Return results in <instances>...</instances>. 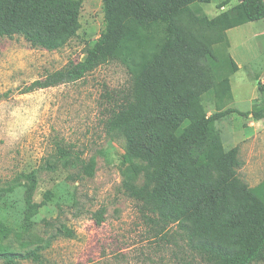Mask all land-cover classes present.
<instances>
[{
    "label": "trees",
    "instance_id": "1",
    "mask_svg": "<svg viewBox=\"0 0 264 264\" xmlns=\"http://www.w3.org/2000/svg\"><path fill=\"white\" fill-rule=\"evenodd\" d=\"M104 29L77 63L31 83L28 91L74 83L98 67L119 62L131 76L124 99L109 111L105 129L122 138L123 161L133 175L144 174L131 197L155 216L159 227L175 228L196 264L264 262V183L251 190L236 175L237 148L225 150L215 124L228 114L264 122V82L258 83L251 109H224L206 115L202 97L221 101L227 79L218 72L237 65L219 58L218 46L228 30L264 20V0H224L233 7L214 18L192 8L211 0H100ZM82 0H0V38L22 37L32 48L55 51L80 29ZM58 158L81 159L67 149ZM46 170L53 169L45 165ZM26 195L34 189L33 173L24 176ZM36 205L27 204L20 231L0 225V264H42L35 246L13 252L4 240L12 236L23 246ZM100 212L93 214L101 223ZM65 233L62 227L56 230ZM22 241V242H21Z\"/></svg>",
    "mask_w": 264,
    "mask_h": 264
},
{
    "label": "rangeland",
    "instance_id": "2",
    "mask_svg": "<svg viewBox=\"0 0 264 264\" xmlns=\"http://www.w3.org/2000/svg\"><path fill=\"white\" fill-rule=\"evenodd\" d=\"M223 1L192 8L211 19L234 5L218 9ZM79 23L75 37L55 51L32 48L20 36L0 38V225L20 231L27 204L36 205L27 245L12 234L3 244L22 253L49 242L40 252L42 264H196L175 228L159 227L130 196L129 188L144 186V174L131 173L122 138L105 129L109 111L130 90L126 69L111 61L77 82L28 91L34 81L80 62L98 41L104 29L100 0H82ZM225 37L218 57H231L237 69L218 72L228 92L221 101L213 93L202 97L206 115L249 111L257 84L264 82V20ZM215 127L225 150L237 148V177L258 191L264 183V122L231 113ZM58 149L76 153L81 162L58 158ZM30 173L35 185L28 198L24 176ZM98 211L100 224L93 217ZM60 227L67 232L58 233Z\"/></svg>",
    "mask_w": 264,
    "mask_h": 264
}]
</instances>
